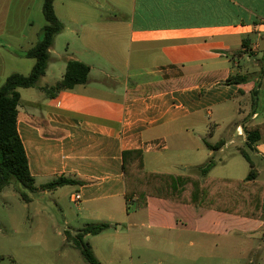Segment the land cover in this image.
<instances>
[{"label": "crops", "instance_id": "crops-1", "mask_svg": "<svg viewBox=\"0 0 264 264\" xmlns=\"http://www.w3.org/2000/svg\"><path fill=\"white\" fill-rule=\"evenodd\" d=\"M37 1L43 12L44 0H0V46H8L11 57H23L21 53L41 39L45 23L36 24L33 18ZM229 1L240 5L237 0H55L65 27L55 38L43 77L51 69L59 77L54 83L19 89L18 130L36 184L66 175L82 181L75 184L77 192L82 194L81 202L94 203L92 211L125 205L132 227L130 245L142 238V229L147 227L158 241L196 253L195 259H202V264L264 263V206L249 216L247 196L240 191L235 197L240 205L233 211L209 207L211 193L201 204L148 197L139 207L137 197L126 198L125 150H142L149 171L199 176V168L211 157L218 165L231 149L241 154L247 141L244 125L264 121L262 76L257 75L250 85L229 81L234 72L247 77L253 73L245 71L237 58L258 56L264 17L244 9L249 19L229 20ZM58 3L66 21L57 12ZM254 14L259 21L252 20ZM63 36L67 54L61 60L62 55L53 56V49ZM120 44L125 53L116 57ZM101 45L106 48L97 47ZM70 60L91 66L88 81L49 96L43 87L60 80ZM116 61H125L126 72ZM4 67L0 51V87L11 73L18 72H6ZM260 72L264 73L263 66ZM144 86L155 87L140 89ZM24 89L30 91L26 98ZM240 96L251 99L248 109ZM224 125L228 126L224 137L210 142L208 138ZM219 143L217 149L208 146ZM258 143L252 158L261 154ZM212 169L200 175L207 189ZM255 170L247 186L258 182L260 172ZM227 179L244 181L219 177L220 189ZM132 204L136 209L129 212Z\"/></svg>", "mask_w": 264, "mask_h": 264}, {"label": "rangeland", "instance_id": "rangeland-1", "mask_svg": "<svg viewBox=\"0 0 264 264\" xmlns=\"http://www.w3.org/2000/svg\"><path fill=\"white\" fill-rule=\"evenodd\" d=\"M237 1L240 3L239 6H234L229 1V13L227 15L229 20L241 16L246 20L249 19V14L244 9L247 11L253 9L264 17V0ZM39 6L38 2L33 12L35 23H46L43 12L39 11ZM56 8L59 15L66 21V15L59 3ZM252 20H258V15L254 14ZM126 36L127 31L121 37L125 38ZM66 47V37H59L53 49V56L61 57L62 55L61 60H64V56L67 54ZM97 47L100 49L106 48L102 45ZM109 47L112 46L109 45ZM263 50L264 39L261 41V51L258 56L249 59L248 54H245L244 57L237 58L245 71L253 72L247 77L244 84L250 85L256 81L257 75L262 76L264 79V73L260 72L262 66L264 67ZM0 51L4 56L6 72L18 71L28 74L35 64L33 58L11 57L8 46H0ZM115 52L118 53L116 55L118 57L119 54L125 53V47L123 51V46L121 44L117 45ZM61 60L58 62H62ZM256 61L262 64L258 66L255 64ZM109 62H112V60H109ZM109 62L106 63L109 65ZM143 62L147 64L146 60H143ZM115 63L124 66L121 70L126 72L125 61H116ZM132 65V69H134V60ZM118 69L120 70V68ZM237 73L234 72L233 75L237 76ZM58 75L56 69H51L48 77L41 78L39 83H54L58 79ZM143 79L146 81L148 77ZM152 87L155 86H144L140 89H152ZM262 87L261 97L264 94V83ZM29 94L28 89L23 90L24 98L28 97ZM239 98L240 102H243V107L248 109L251 99L247 100L245 98L242 100L241 96ZM236 102L239 105L240 102ZM235 105H233L232 112H234ZM262 111L264 113V110ZM227 132L228 126L224 125L222 128L216 129L212 137L208 135V139L210 142H217ZM234 132H236V129ZM258 144L261 154L253 155L255 168L260 172L256 185H264V142ZM231 150L221 156L224 157V162L215 165L213 171L209 174L207 193L212 194V192L220 189L217 181L219 177L246 180L250 174L252 167L247 159L242 154H235ZM22 190L30 196L31 201L27 202L23 199L21 196ZM78 190V185H65L55 191L31 192L14 179L0 194V264H89L85 261L80 250L75 247L72 238L86 224L100 222H109L112 226L101 234L87 235L85 240L92 245L95 255L102 264H202V259H195L196 253L189 252L186 249L181 252L175 249V244H170L167 240L159 239L158 241L153 231L147 229V227L142 229V238L137 243L133 242L130 245V229L132 227H130L131 220L128 217V208L126 210L125 205L121 208L118 204H113V206H107L106 211H100V213L92 211L91 209L95 208L94 203L87 204L82 201L76 204L71 200V195ZM211 194H208V197ZM85 207L88 209L86 210ZM135 209L136 207L132 204L129 207V212ZM110 215H114L115 218L112 220L109 218ZM238 215H240V212ZM120 226H123V228L119 229ZM68 231L72 235L70 240L67 239ZM134 231H137V229H133ZM148 235L150 238H147ZM186 243L188 244L187 239L184 241L185 245Z\"/></svg>", "mask_w": 264, "mask_h": 264}, {"label": "trees", "instance_id": "trees-1", "mask_svg": "<svg viewBox=\"0 0 264 264\" xmlns=\"http://www.w3.org/2000/svg\"><path fill=\"white\" fill-rule=\"evenodd\" d=\"M55 0L43 1V14L45 25L42 29L41 39L31 49L21 55L35 59V64L29 74L20 72L11 73L0 87V194L8 187L14 179L20 182L23 187L31 192L54 191L65 185L81 184L82 181L76 178L60 175L53 180L38 186L36 179L31 172L29 157L18 130L19 104L21 102L20 88L35 87L40 79L46 75L51 59V49L54 46L55 38L64 30V23L61 21L55 10ZM246 46V43H245ZM264 60V57H263ZM91 66L80 60H70L67 64L65 75L53 86H45L43 89L49 96H53L61 90L72 89L76 85L85 84L88 81ZM247 80V75L232 76L229 81L240 83ZM264 105V103H263ZM264 110V108H263ZM247 141L240 149L241 154L250 163L252 169L247 179H254L255 164L251 151L255 144L264 141V121L249 122L244 125ZM217 145L208 144L212 149ZM217 161L211 157L199 168L198 175H181L149 171L145 168L144 152L140 149H129L123 152V172L126 185V198L131 201L137 197V204L143 207L148 197H158L180 202L201 204L207 195V186L200 175H207L216 165ZM244 181L227 179L222 181L218 194H211L212 203L209 207L221 211H233L240 205L235 199L237 192H243L249 202V216H254L255 211L264 206L263 191L261 184L247 186ZM21 196L27 202L32 199L25 191ZM111 228L109 222L88 223L79 229L73 236L68 231L67 239H73L89 264H101L94 253L92 245L85 240L87 235H98Z\"/></svg>", "mask_w": 264, "mask_h": 264}, {"label": "built area", "instance_id": "built-area-1", "mask_svg": "<svg viewBox=\"0 0 264 264\" xmlns=\"http://www.w3.org/2000/svg\"><path fill=\"white\" fill-rule=\"evenodd\" d=\"M71 199L74 203L78 204L82 200V194L80 192H75L72 194Z\"/></svg>", "mask_w": 264, "mask_h": 264}]
</instances>
